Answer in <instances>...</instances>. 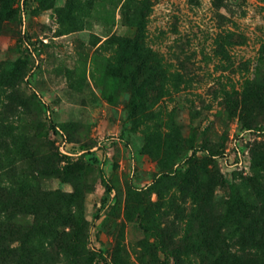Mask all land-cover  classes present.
Segmentation results:
<instances>
[{
	"label": "rangeland",
	"instance_id": "obj_1",
	"mask_svg": "<svg viewBox=\"0 0 264 264\" xmlns=\"http://www.w3.org/2000/svg\"><path fill=\"white\" fill-rule=\"evenodd\" d=\"M0 182L24 264H264V0H0Z\"/></svg>",
	"mask_w": 264,
	"mask_h": 264
},
{
	"label": "trees",
	"instance_id": "obj_2",
	"mask_svg": "<svg viewBox=\"0 0 264 264\" xmlns=\"http://www.w3.org/2000/svg\"><path fill=\"white\" fill-rule=\"evenodd\" d=\"M141 28L138 29V37L142 35ZM53 126L55 124L53 123ZM11 190L10 186L6 184H2L0 182V264H24L26 263V259L24 257L29 255V251L24 252L20 249L24 246L21 245H12V241L17 237L13 230L8 227L9 223L6 221V216L8 213V208L11 203ZM18 239L20 240L21 237L18 236ZM17 255L19 257L14 258V256Z\"/></svg>",
	"mask_w": 264,
	"mask_h": 264
}]
</instances>
